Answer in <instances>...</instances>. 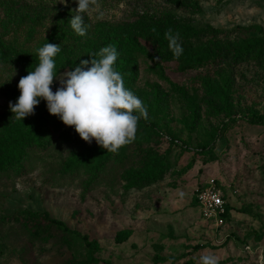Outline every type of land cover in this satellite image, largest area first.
<instances>
[{
  "label": "rangeland",
  "instance_id": "obj_1",
  "mask_svg": "<svg viewBox=\"0 0 264 264\" xmlns=\"http://www.w3.org/2000/svg\"><path fill=\"white\" fill-rule=\"evenodd\" d=\"M193 2L197 9L186 12L168 0H97L98 8L85 15L88 33L81 37L70 27L77 8L73 0H0V38L6 44L36 66L39 48L60 45L53 92L82 60L115 46V67L124 71L125 87L148 109L137 132H149L144 138L150 139L122 168L110 163L88 184V175L66 174L63 163L73 152L93 158L107 151L95 140L76 147L64 142L75 132L65 125L47 149L32 153L24 176L0 172V264H89L87 248L74 235H68L74 241L69 245L57 234L49 241L33 240L23 228L25 213L47 214L97 243L99 262L91 264H154L158 257L166 259L159 264H173L171 259H180L174 264H200L205 255L215 256L218 264H264V124L247 120L264 114V59L224 67L234 85L223 104L191 80L215 70L170 71L178 60L173 52L159 56L146 42L154 34L147 17L170 9L176 10L177 26L223 32L259 27L262 33L246 38H263L264 0ZM62 34L69 37L68 44L56 42ZM19 71L0 67L1 136H11L17 122L9 106L17 100L4 92L11 87L20 94L19 80L28 73L21 76ZM152 168L162 171L156 182L133 185L138 174ZM211 179L231 208L221 227L206 222L197 203Z\"/></svg>",
  "mask_w": 264,
  "mask_h": 264
},
{
  "label": "trees",
  "instance_id": "obj_2",
  "mask_svg": "<svg viewBox=\"0 0 264 264\" xmlns=\"http://www.w3.org/2000/svg\"><path fill=\"white\" fill-rule=\"evenodd\" d=\"M168 1H170L171 6L175 7L174 9L186 12L189 9H197L198 7L193 0ZM175 12L176 10L170 9L165 13H154L147 17L149 23L154 26V34L146 42L157 55L162 56L165 51L170 49L169 42L165 39V33L170 29L174 34L179 33V42L183 47V54L177 60L176 68H170V71L187 74L192 71L210 70L211 72L215 70L216 72L213 75L210 74L203 78H192L191 80L199 83L209 97L217 99L220 103L227 104L232 97L234 82L230 76L225 75L224 67L229 65L238 67L247 62L262 61L264 59V37L246 38L253 32L262 33V29L259 27H238L229 32H223L211 27H201L193 24L177 26ZM236 37H245V39L241 42H236ZM56 42L68 44L69 37L62 34L57 38ZM1 66H7L16 71L20 70L19 73L22 76L26 75L36 65L32 58L20 53L17 48L6 44L0 38ZM118 71L121 72L122 76L124 75V71ZM131 78L126 80L128 84L132 83ZM18 95L20 94L14 88H5L4 96L9 98V100H18ZM247 120L252 125L264 124V114L248 116ZM13 125L14 132L11 136L0 135V162H2L0 172H11L17 177H21L25 175L32 153L36 149H47L51 141L55 139L54 137L64 129L65 124L58 116L49 114L46 102L41 100V106L34 115L26 117L23 121L14 122ZM139 128L144 130L143 127L139 126ZM145 135H149V132L144 134L137 132L136 139L122 147L116 154L105 152L93 158H86L73 152L68 161L63 163L64 172L74 175L86 174L91 178L88 184L93 183L92 181L97 180L99 173L103 172L110 163L120 165L118 167L122 168L129 158H133L142 152L143 143L150 140L149 138L146 140L144 138ZM64 142L68 144L74 142L76 144L74 147H76L83 142V139L75 131L69 137L64 138ZM92 163L93 166L89 168ZM5 165H7V169H4ZM161 175L162 171L152 168L149 171L138 174L136 179L138 183H133V185L143 188L152 182H156ZM226 209L225 224L231 211L228 205ZM22 216L26 217L23 228L33 240L49 241L54 234H57L63 239V243L69 245L73 240L68 235H74L87 248L88 263L99 262L95 257L99 249L98 245L90 241L87 236H82L70 230L65 223L54 220L47 214L25 213ZM202 248L205 247L197 249L201 250ZM170 261L174 264L180 259H171ZM162 262H166V259L158 257L155 259L154 264Z\"/></svg>",
  "mask_w": 264,
  "mask_h": 264
},
{
  "label": "clouds",
  "instance_id": "obj_3",
  "mask_svg": "<svg viewBox=\"0 0 264 264\" xmlns=\"http://www.w3.org/2000/svg\"><path fill=\"white\" fill-rule=\"evenodd\" d=\"M73 2L77 8L70 19V27L78 36L84 37L88 33L85 15L98 8V3L97 0ZM165 39L173 55L179 59L183 54L179 33L174 34L170 29L165 33ZM60 51V45L52 43L38 49V65L19 80L20 96L9 105L15 120L23 121L34 115L35 108L43 100L49 114L58 116L66 126H74L85 142L95 140L107 152L118 153L136 139L138 122L148 119V109L125 87L124 78L115 67L119 57L116 47H102L90 61L82 60L64 74L60 87L53 92L57 77L56 57ZM200 264H218V261L213 255H205Z\"/></svg>",
  "mask_w": 264,
  "mask_h": 264
},
{
  "label": "built area",
  "instance_id": "obj_4",
  "mask_svg": "<svg viewBox=\"0 0 264 264\" xmlns=\"http://www.w3.org/2000/svg\"><path fill=\"white\" fill-rule=\"evenodd\" d=\"M198 206L204 220L216 227L225 224L227 203L224 193L216 179L207 182L205 188L197 196Z\"/></svg>",
  "mask_w": 264,
  "mask_h": 264
}]
</instances>
